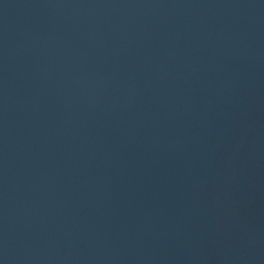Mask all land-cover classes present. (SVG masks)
I'll return each instance as SVG.
<instances>
[{
    "label": "water",
    "instance_id": "water-1",
    "mask_svg": "<svg viewBox=\"0 0 264 264\" xmlns=\"http://www.w3.org/2000/svg\"><path fill=\"white\" fill-rule=\"evenodd\" d=\"M0 264H264V0H0Z\"/></svg>",
    "mask_w": 264,
    "mask_h": 264
}]
</instances>
